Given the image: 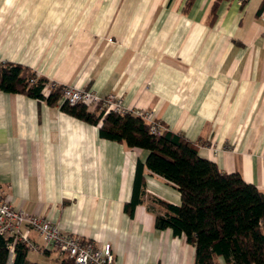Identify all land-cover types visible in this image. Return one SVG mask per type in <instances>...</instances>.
<instances>
[{
    "label": "crops",
    "instance_id": "1",
    "mask_svg": "<svg viewBox=\"0 0 264 264\" xmlns=\"http://www.w3.org/2000/svg\"><path fill=\"white\" fill-rule=\"evenodd\" d=\"M264 0H0V62L26 67L56 87L119 96L154 111L164 130L200 158L264 194ZM148 152L104 140L98 126L60 105L0 91V188L14 209L101 246L114 264H195L184 236L155 228V200L179 192L135 168ZM27 259L69 264L41 238ZM218 264H226L218 258ZM64 262V263H63Z\"/></svg>",
    "mask_w": 264,
    "mask_h": 264
},
{
    "label": "trees",
    "instance_id": "2",
    "mask_svg": "<svg viewBox=\"0 0 264 264\" xmlns=\"http://www.w3.org/2000/svg\"><path fill=\"white\" fill-rule=\"evenodd\" d=\"M0 91L49 106L58 105L61 98V87L53 88L30 69L14 64L0 66ZM60 110L98 126V135L104 140L148 152L145 163L136 165L126 213L132 215L141 203L147 170L180 194L179 205L155 200L162 211L155 215V228L184 236L195 248V264H218V258L226 264H264V194L255 186L245 183L237 173L220 172L214 163L200 158L196 146L181 135L168 130L151 133L139 117L103 110L89 113L84 105L70 107L65 103ZM11 242L0 237V264H37L28 261V248L20 242H15L11 256Z\"/></svg>",
    "mask_w": 264,
    "mask_h": 264
},
{
    "label": "built area",
    "instance_id": "3",
    "mask_svg": "<svg viewBox=\"0 0 264 264\" xmlns=\"http://www.w3.org/2000/svg\"><path fill=\"white\" fill-rule=\"evenodd\" d=\"M259 18L264 22V7ZM4 65L5 63L0 62V66ZM52 87L57 88L56 86ZM64 103L70 107L84 105L89 113L103 110L105 113L131 114L144 120L153 134L164 130L156 122L154 111L126 109L122 105L121 98L115 94L100 97L96 93L81 87L63 86L61 87V98L58 105ZM23 227L36 233L43 241L44 248L53 250L62 260L72 264H114V255L109 244L98 246L91 242H82L77 236L61 231L49 220L14 209L10 198L0 188V237L12 239L8 247L11 256L15 242L24 244L28 250L34 252L42 249L31 243L29 237L22 233Z\"/></svg>",
    "mask_w": 264,
    "mask_h": 264
},
{
    "label": "rangeland",
    "instance_id": "4",
    "mask_svg": "<svg viewBox=\"0 0 264 264\" xmlns=\"http://www.w3.org/2000/svg\"><path fill=\"white\" fill-rule=\"evenodd\" d=\"M69 263H71V262H69ZM72 264V263H71Z\"/></svg>",
    "mask_w": 264,
    "mask_h": 264
}]
</instances>
